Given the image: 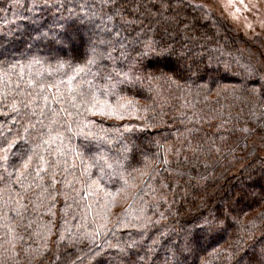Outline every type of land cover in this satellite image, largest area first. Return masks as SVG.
<instances>
[{
    "label": "trees",
    "instance_id": "16d2710c",
    "mask_svg": "<svg viewBox=\"0 0 264 264\" xmlns=\"http://www.w3.org/2000/svg\"><path fill=\"white\" fill-rule=\"evenodd\" d=\"M0 264H264V39L185 0H0Z\"/></svg>",
    "mask_w": 264,
    "mask_h": 264
},
{
    "label": "rangeland",
    "instance_id": "374dc122",
    "mask_svg": "<svg viewBox=\"0 0 264 264\" xmlns=\"http://www.w3.org/2000/svg\"><path fill=\"white\" fill-rule=\"evenodd\" d=\"M185 1L195 6H201L208 12H214L218 16L224 17L244 38L254 39L261 37L264 39V0ZM88 41L90 42V40H84L83 44L87 46Z\"/></svg>",
    "mask_w": 264,
    "mask_h": 264
},
{
    "label": "snow or ice",
    "instance_id": "6c2138e0",
    "mask_svg": "<svg viewBox=\"0 0 264 264\" xmlns=\"http://www.w3.org/2000/svg\"><path fill=\"white\" fill-rule=\"evenodd\" d=\"M72 15H73V13L71 12V10H69V16H72ZM71 27H72L71 25H67L65 27V29L60 33V42L61 43L67 42V43L71 44L74 40L79 38V36H78V34L76 32L71 31ZM166 51H167V49L162 47L160 49L159 53H156L154 43L153 42H148V43L145 44V52L142 53V55H148V54H151V53H156L157 55L163 56L166 53ZM92 62H93L92 60H89V63H92ZM83 70H84L83 67H78L76 69L77 72H80V71H83ZM177 71L179 72L180 70H177ZM93 102H94L93 103V107H95V96H93ZM16 104H17V102L14 101L10 105L11 110L14 111V112L18 111ZM25 106H27V105H25ZM119 106L121 108L124 107L123 104H120ZM109 114H112L111 111L109 112ZM12 143H14V141L9 144V146H8L9 149L11 148ZM124 148H125V151H128L127 146H124ZM4 159L7 160V156H5ZM40 159H41V161H43V157H40ZM31 163H32V156L29 155L27 157V159L23 160L21 168L24 171H26V170L29 169ZM41 170H42V168L41 169H37V176H39V173H40ZM16 174H17V179L19 180L20 176L23 173H22L21 169H17L16 170ZM9 175H11V173H9ZM219 219H220L219 217H212V218L204 217L202 221H200L197 224H194V228H196V229H198L200 231H203L205 229L210 231V230H212V229H214V228H216L218 226ZM63 238H64L63 236L60 237L61 240ZM191 242L192 241H189V243H191Z\"/></svg>",
    "mask_w": 264,
    "mask_h": 264
}]
</instances>
